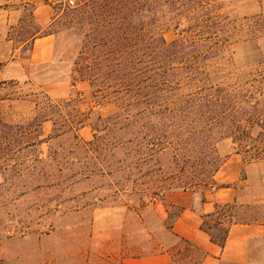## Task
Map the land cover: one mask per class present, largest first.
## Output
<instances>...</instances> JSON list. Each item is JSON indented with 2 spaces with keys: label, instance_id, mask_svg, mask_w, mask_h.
<instances>
[{
  "label": "rangeland",
  "instance_id": "rangeland-1",
  "mask_svg": "<svg viewBox=\"0 0 264 264\" xmlns=\"http://www.w3.org/2000/svg\"><path fill=\"white\" fill-rule=\"evenodd\" d=\"M66 2L0 0V264H138L158 255L168 259L163 264H201L203 250L170 231L180 211L171 202L183 192L176 184L180 166L174 150L153 158L146 151L136 154L129 133L123 134V146L114 147L119 136L93 145L89 125L77 139L71 134L56 138L53 124L45 122L42 143L36 146L34 126L22 134L20 126L36 113V93L55 102L71 96L75 103L62 108L91 113L87 123L97 114L106 118L119 111L115 101L94 98L88 82L72 86L71 69L81 41L72 31L54 33L56 10ZM148 3L146 35H160L167 43L180 40L184 50L173 66L180 72L186 67L199 71L194 80L182 78L178 91L164 92V107L184 100L185 94L212 88L238 93L242 101L236 109L257 103L264 110V0ZM46 37L51 56L34 62V42ZM168 112L145 120L151 142L158 127L172 137L199 130ZM242 130L219 127L213 133ZM247 131L255 136L263 130L254 126ZM232 146L229 139L217 144L219 153L228 155L215 175L218 186L188 194L199 202L205 191L230 187L241 222L237 224L259 231L250 242L249 260L264 264V159L245 161Z\"/></svg>",
  "mask_w": 264,
  "mask_h": 264
},
{
  "label": "trees",
  "instance_id": "trees-1",
  "mask_svg": "<svg viewBox=\"0 0 264 264\" xmlns=\"http://www.w3.org/2000/svg\"><path fill=\"white\" fill-rule=\"evenodd\" d=\"M68 1L56 10L54 26L57 31L54 33L72 31L81 41L71 69L72 86L88 82L94 98L102 103L109 99L115 101L119 111L106 118L97 114L87 123L91 113L87 116L80 110L67 112L62 108V105L75 103L71 96L55 102L45 93L33 94L36 113L32 121L22 124L20 129L25 135L34 126L35 146L42 143L41 129L45 122L53 124L56 138L71 134L77 139L78 132L89 125L94 132L93 145L105 144L107 138L119 136L113 145L123 146V134L129 133L133 135L134 141L129 143L134 145L136 154L146 151L153 158L163 150H174V158L180 166L176 184L182 191L210 190L218 186L215 175L228 155L222 156L217 144L225 139L231 141L235 153L242 155L245 161L264 159V110L259 109L257 103L249 109H236L237 103L242 101L238 93L202 88L185 94L184 100L178 98L177 102H171L172 108L162 105L164 92L178 91L182 78L194 80L199 71L186 67L180 72L173 66L184 50L180 40L167 43L160 35H146L145 30L151 22L148 0H79L74 5ZM166 110L170 118H179L182 123L193 126L190 128L199 130L172 137L158 127L155 132H160L151 142L145 120L149 115L158 116ZM190 119H194L192 123ZM254 126L263 131L252 135L247 129ZM219 127L229 131L243 130L214 134L213 130ZM237 208L236 202L216 203L214 211L202 217L201 230L221 249L225 247L230 227L241 223L236 218ZM181 211L180 208L176 217ZM180 239L201 250L192 241Z\"/></svg>",
  "mask_w": 264,
  "mask_h": 264
},
{
  "label": "crops",
  "instance_id": "crops-1",
  "mask_svg": "<svg viewBox=\"0 0 264 264\" xmlns=\"http://www.w3.org/2000/svg\"><path fill=\"white\" fill-rule=\"evenodd\" d=\"M51 40L49 37L35 41L32 58L34 62H45L51 56ZM231 188L219 187L216 190L205 191L198 202V198L189 195V191L176 194L171 206L180 207L182 211L174 219L170 231L177 238L187 239L203 250L205 256L201 264H257L249 260L250 242L259 236V231L251 224H233L230 227L225 247L221 249L214 244L209 235L201 230L202 217L214 211L216 203H233ZM215 195L213 199L212 196ZM168 262L164 255L144 259L138 264H163Z\"/></svg>",
  "mask_w": 264,
  "mask_h": 264
},
{
  "label": "built area",
  "instance_id": "built-area-1",
  "mask_svg": "<svg viewBox=\"0 0 264 264\" xmlns=\"http://www.w3.org/2000/svg\"><path fill=\"white\" fill-rule=\"evenodd\" d=\"M70 5H74V1L73 0H69L68 1Z\"/></svg>",
  "mask_w": 264,
  "mask_h": 264
}]
</instances>
